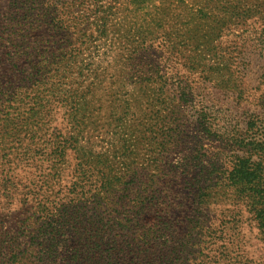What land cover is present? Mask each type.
<instances>
[{
    "label": "trees",
    "instance_id": "obj_1",
    "mask_svg": "<svg viewBox=\"0 0 264 264\" xmlns=\"http://www.w3.org/2000/svg\"><path fill=\"white\" fill-rule=\"evenodd\" d=\"M88 1L94 9L80 10L84 5L83 0H42L39 4L31 3L29 6L21 4L6 33L8 39H0V49L2 47L6 51L11 67L5 80L11 85L6 95L9 100L4 102H16L19 105L16 113H21L26 97L23 92L26 78L22 64H27L29 60L38 62L44 53L39 51L41 43L34 40L36 33L42 25L48 24L55 27L54 37L62 39L69 33L64 23L66 17L71 15L70 11L78 9L77 12L83 11L84 14L72 17L77 24L76 34L81 37V41L79 46L70 47L66 54L70 63L66 68L77 67L76 86L70 92H63L61 89L55 92L64 107L70 106L68 124L74 132L69 142L64 139L46 142V152L42 156V160L47 161L50 157L55 164L57 159L61 160L64 149L71 148L78 161L76 181L63 192L61 199L59 196H51L52 200L46 199L41 203L42 198L37 202L38 211L28 218V224L22 226L20 236L17 234L7 241L0 234V264H183L177 261L180 260L179 257H174L184 252L181 249L184 245L182 242L181 247L174 245L179 239H176L172 230V218L167 216V206L162 210L159 196L154 197L153 194L135 196L137 184L128 181L142 178L140 173L146 168L137 166L128 169L127 173L125 170L122 178L121 175L117 176L114 168L105 169L100 163L90 162L87 148L82 142L86 141L90 128L86 108L95 93L93 83L101 86L104 81H108L109 71L113 69L120 81H135L145 90L162 87L164 94L169 95L167 88L173 87V94L166 98L169 100V119L172 123L175 120H186L188 107L194 101V90L192 91L181 72L194 76L195 71L205 67L202 72H205L203 79L206 82H213L223 95H230L231 92L239 95L238 87L230 86L235 85L230 72L235 69L234 66L240 70L250 66L248 57L251 54L245 50L244 45L248 37L243 39V36H237L233 41L224 39L223 34L240 30L248 33L249 28L255 24L264 26V3L260 6L256 4V1L264 0H207L206 4L202 0H180L176 9L188 11L192 22L174 21L162 24L161 28H166L162 36L166 43V54L160 56L154 50L151 24L145 25L141 30L131 21L127 22L129 18L119 19L123 6L121 3L119 6L111 4L107 7L100 4L104 0ZM149 1L151 0H133V4L145 9L153 5L146 6ZM184 2H187L186 5H182ZM89 15L94 17L93 22H90ZM81 22L86 23L85 29L81 28ZM198 32H203V36H199ZM31 41L38 45V50L37 46H31ZM227 45V50L223 51L222 48ZM187 52L190 56H183ZM85 53L88 54L86 59L80 60ZM54 63L58 66L62 64L60 60ZM173 63H180L173 68L179 76L167 73L169 64ZM67 71L59 68L40 69L36 76L43 78L46 83L57 84ZM183 79L185 82H182ZM242 79L244 78H239L240 83ZM5 85L3 83L0 86V92L6 88ZM164 94L161 93V98L165 97ZM2 100L0 97V101ZM40 100L38 103L43 105L44 97ZM194 109V121L188 119L185 125L173 123L172 136L178 144L192 128L204 132L209 128L207 125L212 121V113L204 105L195 106ZM23 118L12 120L14 123H9L4 129V135L14 146L0 158L1 177L11 185L14 184V172L17 169L23 171L24 165H29L34 154L38 153L32 144L26 147L24 145L25 141L32 140L26 130L32 123L29 124ZM249 131L252 132L249 137L251 142H247L242 149L255 152L262 161H252L253 155L249 154L248 157L235 156V162L231 161L227 168L213 164L211 172H208L201 166L203 157L199 156L193 158L194 163L188 162L185 169L181 165L169 172L178 173L183 169L180 177L185 172V176H188V166H194L192 171L197 172L196 178L201 177L198 185L209 181L208 177L227 178L225 192L221 193H229L237 201L245 203L246 211L253 213L264 226V121L256 116L248 126L247 132ZM52 148V152H47ZM9 155H13L12 158ZM61 161L63 164L64 160ZM209 173L215 174L209 176ZM140 187L143 185L139 184L138 188ZM196 193L201 204L209 196L208 192L201 190H196ZM198 219L200 220L194 229L203 236L205 228L201 226L206 221H201V216ZM236 235L238 234L234 232L232 237ZM198 259L196 256L193 260Z\"/></svg>",
    "mask_w": 264,
    "mask_h": 264
},
{
    "label": "rangeland",
    "instance_id": "obj_2",
    "mask_svg": "<svg viewBox=\"0 0 264 264\" xmlns=\"http://www.w3.org/2000/svg\"><path fill=\"white\" fill-rule=\"evenodd\" d=\"M41 1L0 0V39H8L6 33L12 26L21 4L29 6L31 3L39 4ZM179 1L151 0L146 3V6L153 5L145 9L141 6L135 7L133 0H104L100 4L108 7L111 4L119 6L121 3L123 6L118 15L119 19L129 18L127 22L131 21L141 30L145 25L151 24L154 32V50L160 56L166 54L164 50L166 43L162 40L166 28H161L162 24L174 21L192 22L188 11L176 9ZM202 1L204 4L207 3V0ZM187 2L182 5H186ZM263 3L264 1H256L259 6ZM83 4L80 10L94 9L88 0H83ZM76 10H71V15L66 17L64 24L69 32L66 37L55 38V27L48 24L42 25L36 33L34 40L41 43L39 51L44 53L38 59L40 63L29 60L27 64H22L26 78L23 92L26 97L21 113H16L19 106L16 102H4L8 99L7 91L11 88V85L9 86L5 81L11 67L6 51L2 47L0 49V86L3 83L6 84V88L0 92V97L3 99L0 101V110H2L0 111V158L14 146L4 135V129L9 126V123H14L12 120H21L22 116L29 124L32 123L26 130L33 141L27 140L24 145L26 147L32 144L33 149L38 152L34 154L29 165H24L23 171L17 169L14 172L13 185L1 177L2 167L0 166V234L4 235L7 241L16 237L17 234V236L21 235L22 226L28 224V218L38 211L37 202L42 198L41 203H44L46 199L52 200L51 196L55 198L59 196L58 198L61 199L63 192L76 181L75 178L78 175V161L71 148L64 149L63 156L60 157L64 160L63 164L60 159L54 160L55 164L52 163L50 157L47 161L42 160L46 152V142H59L61 139L69 142L74 132L68 124V118L71 115L70 106L64 107L55 92L60 89L63 92H70L76 86L77 67L66 68L70 64L66 59L67 52L70 47L79 46L81 41V37L76 34L78 28L72 17L84 14L83 11ZM89 16L90 22H93L94 17ZM81 23V28L85 29L86 23ZM129 26L132 25L129 23ZM125 28L129 29L128 26ZM263 29L264 26L255 24L249 28L248 33L240 30L223 34L224 39L233 41L237 36H243V39L248 37L244 45L245 50L251 54L248 57L250 66L241 70L234 66L235 69L230 72L235 84L230 86L238 87L239 95L232 92L230 95H223L213 82H206L203 79L205 72H202L205 67L199 68L198 72L195 71L194 76L187 72L180 73L185 75L188 85L192 91L194 90V101L191 106H187L189 113L186 120L194 121L193 110L199 105H204L213 117L211 123L207 125L209 133L192 128L186 132L179 144L172 136V128L174 124L185 125L187 122L181 119L176 122L174 119L173 124L169 119V100L166 98L173 94V87L167 88L169 95L164 94L162 87L145 90L135 81L128 83L120 81L113 69L109 71L108 81H104L101 86L93 83L95 93L89 99V106L86 108L90 128L86 141L82 142V145L87 148L90 162L100 163L105 169L114 168L117 176L121 175L122 178L125 170L127 173L128 169L137 166L146 168L140 173L142 178L128 181L137 184L135 196L136 194H153L154 197L159 196V205L162 210L167 206L169 211L167 216L172 218V230L177 236L176 239H179V242L174 245L180 246V242L184 245V247L180 246L184 252L174 257H179L180 260L176 258L177 261L183 264L200 262L202 264H264V226L253 213L246 211L245 203L241 200L237 201L229 193H221L225 192L227 178L208 177L209 181L198 185L197 182L201 180V177L196 178L197 172L192 171L194 166L187 167V171L190 172L188 176H185L187 174L185 172L180 177L183 169L178 173L169 172L181 165L185 169L188 162L194 163L193 158L199 156L203 157L201 166L208 172H211L213 164L227 168L231 161L235 162V156L248 157L249 154V156L253 155L252 161H262L255 152L250 150L247 152L242 148L247 142H251L249 137L252 132H247L250 122L256 116L264 121ZM203 34L198 32L201 37ZM32 42L31 46H37L36 50H38V45ZM227 48L228 45L222 50L226 51ZM87 55V53L83 54L80 60L86 59ZM183 56L190 55L187 52ZM58 60L62 62L59 66L54 63ZM177 64H169L170 70L168 68L167 73L170 76L173 74L179 76L173 69L178 66ZM207 64L209 65V62ZM54 68L68 70L65 77L59 79L57 84L46 83L43 78L36 76L40 69ZM242 77L244 79L240 83L239 78ZM182 82H185V79ZM161 93L165 95L164 98H161ZM41 97H44V106L38 103ZM52 150L53 148L47 152ZM12 156L9 155L10 158ZM212 174L215 173H209V176ZM156 181L159 183H155ZM139 184L143 187L138 188ZM196 190L209 193V196L203 199V204ZM152 214L156 216L155 213ZM199 216L201 221H206V224L201 226L205 228L203 236L196 233L194 229L200 220ZM234 232L238 235L232 237ZM195 254L199 258L198 261L193 260L196 257Z\"/></svg>",
    "mask_w": 264,
    "mask_h": 264
}]
</instances>
